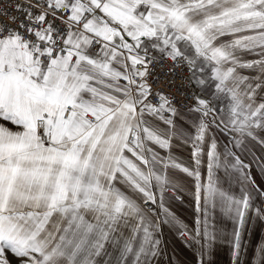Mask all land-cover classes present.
Masks as SVG:
<instances>
[{
    "label": "snow or ice",
    "instance_id": "obj_1",
    "mask_svg": "<svg viewBox=\"0 0 264 264\" xmlns=\"http://www.w3.org/2000/svg\"><path fill=\"white\" fill-rule=\"evenodd\" d=\"M165 67L190 106L153 90ZM218 135L264 150V0H0V264H153L150 206L176 189L171 169L192 178L199 215L180 234L198 264L217 240V208L234 222L238 264L264 187L251 163L218 151ZM177 140L191 165L172 156ZM221 167L246 185L239 196L214 178Z\"/></svg>",
    "mask_w": 264,
    "mask_h": 264
},
{
    "label": "rangeland",
    "instance_id": "obj_2",
    "mask_svg": "<svg viewBox=\"0 0 264 264\" xmlns=\"http://www.w3.org/2000/svg\"><path fill=\"white\" fill-rule=\"evenodd\" d=\"M252 59L253 57H248ZM246 73L248 70H245ZM187 177V176H186ZM188 183L182 182L185 186L192 187V180L190 181V177ZM207 182V176L204 180ZM232 184V182L230 183ZM243 186V185H242ZM190 189V190H189ZM188 192L192 194V188H189ZM236 194L239 196L240 191L236 190ZM167 194L172 195L171 197H175L176 192L174 190H169ZM183 203H184V196H182ZM193 203V205H192ZM185 204H188L187 212L183 213L184 215L180 216L179 220L176 222L177 224L173 223H164V220L168 217H165V214L159 219V233H160V240H161V247L162 253L156 257L153 264H165L163 259H167L169 261L168 255L172 253L169 257L171 264H198V255H197V246L191 242L186 236H182L180 232L185 228L188 231H192L196 227V220L199 215L197 211V205L194 198L191 200L190 198L186 200ZM153 207V206H151ZM156 209L162 210L159 205L155 206ZM170 204L169 200L164 197V204L163 209H167L169 211ZM210 223L215 226L217 230V240L212 248L211 254L217 256L216 261H212L213 257L211 255V259H206L207 264H234L233 259V246H225L218 242L219 239H232L233 238V231H234V222L233 220L223 213L219 208L215 211H210ZM254 215H249V218L244 226L243 231L241 232V248H240V259L238 264H247L244 261L245 253H247L248 247L247 241L252 236H256L258 239L264 237V231L262 229L256 228L255 225L252 229V221ZM158 217V216H157ZM175 226V227H174ZM180 239H187V241L181 240V242H177ZM176 240V241H174ZM220 244V245H219ZM219 254L220 256H218ZM173 255V256H172ZM165 257V258H164ZM245 262V263H244Z\"/></svg>",
    "mask_w": 264,
    "mask_h": 264
},
{
    "label": "crops",
    "instance_id": "obj_3",
    "mask_svg": "<svg viewBox=\"0 0 264 264\" xmlns=\"http://www.w3.org/2000/svg\"><path fill=\"white\" fill-rule=\"evenodd\" d=\"M229 139H230L229 137L218 135V151L223 153L225 151V146H227L228 150L235 151L238 155H240L241 159L244 161L245 164L251 163L250 172H251L252 178L256 181L257 184L264 187V173L260 171V167H259L260 160L254 159V157L255 158L264 157V150H262L260 145L255 144V142H252L247 145V149L245 151L241 152L239 149H234L232 145L228 143ZM160 151L162 155L166 154L165 150H160ZM191 151L192 150H191L190 144H185L182 141L177 140L173 142L171 154L172 156L175 157V159L178 162H182L184 165L187 166V165L192 164ZM170 171L176 173L175 181H176L177 187L174 190L176 192L175 197H171L172 195L167 194V193L165 195V198L169 200V204H170V208L168 211L169 215L167 217L170 223H173L176 225L177 224L176 222L179 220L180 216L184 215L183 213L187 212L188 204H185L186 200L189 198L192 200L193 196L192 194L190 195L188 192V189L192 187L186 184L184 186L182 184V182L188 183L189 181V178L186 177V174L180 172L178 169H171ZM200 171H201L202 179L205 180L207 176V157L206 156L203 157V162L201 164ZM214 178L219 179V184L224 190L230 191L232 194L238 196L235 191L236 190L240 191L242 185L241 183L238 182L236 174L231 169H229V173L226 175L224 168L223 167L219 168L218 170L214 172ZM191 180L192 178L190 177V181ZM231 182L232 184H230ZM243 186H246V185H243ZM182 196H184V203H183ZM261 202H262L261 199L257 197L256 198L257 206H259ZM153 207H154L156 215L158 216V219H160L162 215L164 214V210L156 209L155 206ZM254 225L256 228L262 229L264 231V219H259L256 216H253L252 229ZM181 240L183 239H180L177 242H181ZM184 240L187 241V239H184ZM218 242L225 246H230V245L233 246V238L232 239H229V238L219 239ZM246 246L248 247V250H247V253H245L244 261L247 262V264H257V261L259 259L258 249L261 247H264V237L258 239L256 236H252L251 238L248 239ZM171 254L172 253H169L168 255L169 261L167 259H163L165 264H171L170 263L171 257H169ZM217 255L220 256L219 254ZM212 257H213L212 261H216V258H217L216 254L215 255L213 254ZM206 259H211V256L206 257ZM239 259H240V255H239Z\"/></svg>",
    "mask_w": 264,
    "mask_h": 264
},
{
    "label": "built area",
    "instance_id": "obj_4",
    "mask_svg": "<svg viewBox=\"0 0 264 264\" xmlns=\"http://www.w3.org/2000/svg\"><path fill=\"white\" fill-rule=\"evenodd\" d=\"M13 14H15L13 12ZM171 77L168 75V69L165 68H157L156 75L151 78L150 83H152L153 90H162L166 94L173 96L176 98V101L183 106L184 104L191 105L190 101H186L184 99V93L187 91L186 88L179 87L180 80L177 78L176 85L173 87H169Z\"/></svg>",
    "mask_w": 264,
    "mask_h": 264
}]
</instances>
